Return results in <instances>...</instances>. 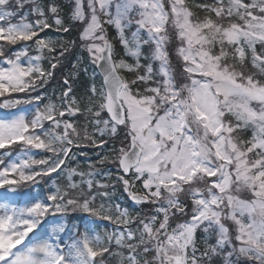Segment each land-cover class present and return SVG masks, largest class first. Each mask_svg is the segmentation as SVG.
<instances>
[{
	"label": "snow or ice",
	"instance_id": "1",
	"mask_svg": "<svg viewBox=\"0 0 264 264\" xmlns=\"http://www.w3.org/2000/svg\"><path fill=\"white\" fill-rule=\"evenodd\" d=\"M194 7L0 0V264H264V0Z\"/></svg>",
	"mask_w": 264,
	"mask_h": 264
},
{
	"label": "trees",
	"instance_id": "2",
	"mask_svg": "<svg viewBox=\"0 0 264 264\" xmlns=\"http://www.w3.org/2000/svg\"><path fill=\"white\" fill-rule=\"evenodd\" d=\"M201 2H204V0H188L189 6L196 13V15H198L200 17H202L205 14L203 12H200L199 10H197L194 7V4L195 3H201ZM43 35L46 36V38L53 39V40H61L62 39L65 42L72 41V40L78 41V30L77 29H73L68 34L57 33V32H54L53 30H46ZM113 36H114V34L111 31L109 34V38L112 39ZM0 43H2V42H0ZM57 47H59V46H57ZM69 47L71 48L70 45H69ZM117 47H118V45H117ZM121 54H122V52H121ZM78 57H81L80 72L78 75L73 76V73L75 71L73 68V65L77 63ZM86 59L87 58H86L84 52H82L81 48L79 47V44L77 43V47H75L74 49H71L69 52L65 53L64 58H62V62H61L62 64L60 66H58L57 69L55 70V78L50 80L46 85H44V87L41 88L40 91L42 93H44V91L46 89L47 94L50 97L52 96V93L55 91L56 95L58 96L60 86L63 84L64 78L68 77L69 82L72 84V87H73L75 94L77 96L81 95L84 91V88L88 86L87 84H85V81H90V74L88 76H86L83 73V65H84V63L87 62ZM43 66H44V64H43ZM125 75H126V73H125ZM127 78L129 79V77H127ZM73 81H75V82H73ZM46 102H48V100H45V103ZM0 111H3V113H6L7 110H0ZM0 116H4V115L0 112ZM80 123H81V125H83V123H84V120L82 117H81ZM102 126L103 125H101V127ZM89 131H92V129L89 128ZM97 135H99V134L97 133ZM82 150L84 153L87 154V156L85 157V156L80 154L81 149H74V152L76 153V163H74L72 166L76 167L78 165L80 170L87 172V171H89V168H88V163L86 161L90 160V161L95 163L98 160V156H97L98 150L96 148L88 147V146L83 147ZM35 151H39V150H35ZM109 169L112 170L113 172H115V168L113 165L106 164L104 166V171H108ZM74 179L78 181L80 178L77 176V177H74ZM97 179H101L102 182H106V183H112L113 182L110 180H105L103 177H97ZM116 196H117V199L123 196L122 187H119L116 189ZM97 203H99V201ZM133 213H135V212H133ZM76 215H81V213H76ZM103 223L106 224V221ZM98 231L101 234H103L105 229L103 227H101L100 229H98ZM112 264H117V263L115 262V260H113Z\"/></svg>",
	"mask_w": 264,
	"mask_h": 264
},
{
	"label": "rangeland",
	"instance_id": "3",
	"mask_svg": "<svg viewBox=\"0 0 264 264\" xmlns=\"http://www.w3.org/2000/svg\"><path fill=\"white\" fill-rule=\"evenodd\" d=\"M253 103H255V102H253Z\"/></svg>",
	"mask_w": 264,
	"mask_h": 264
}]
</instances>
